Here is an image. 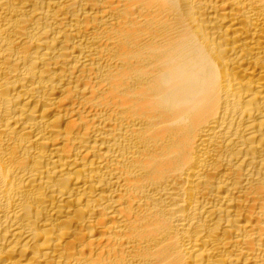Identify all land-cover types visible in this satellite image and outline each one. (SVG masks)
<instances>
[{
  "label": "bare ground",
  "instance_id": "6f19581e",
  "mask_svg": "<svg viewBox=\"0 0 264 264\" xmlns=\"http://www.w3.org/2000/svg\"><path fill=\"white\" fill-rule=\"evenodd\" d=\"M0 264H264V0H0Z\"/></svg>",
  "mask_w": 264,
  "mask_h": 264
}]
</instances>
